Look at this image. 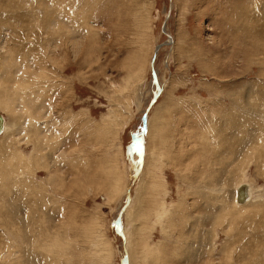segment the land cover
<instances>
[{"label":"rangeland","instance_id":"rangeland-1","mask_svg":"<svg viewBox=\"0 0 264 264\" xmlns=\"http://www.w3.org/2000/svg\"><path fill=\"white\" fill-rule=\"evenodd\" d=\"M0 114V264H264V0H0Z\"/></svg>","mask_w":264,"mask_h":264},{"label":"water","instance_id":"water-1","mask_svg":"<svg viewBox=\"0 0 264 264\" xmlns=\"http://www.w3.org/2000/svg\"><path fill=\"white\" fill-rule=\"evenodd\" d=\"M164 29V24L162 25V30ZM159 92V89H157V93ZM2 122H3V116L2 114H0V133L2 132ZM134 142H133V146L135 147V150L138 154V162H141V153L139 150V143H140V137L138 135H135L134 137ZM127 195H129V187L127 188ZM246 198V192H245V188L241 187L239 188V190L237 191V200L239 201H244V199ZM121 213L117 216V219L115 221V226L116 229L118 230L119 234H122L120 229H119V224H118V220L120 219ZM121 264H127V254L124 251L123 257L121 259Z\"/></svg>","mask_w":264,"mask_h":264},{"label":"bare ground","instance_id":"bare-ground-1","mask_svg":"<svg viewBox=\"0 0 264 264\" xmlns=\"http://www.w3.org/2000/svg\"><path fill=\"white\" fill-rule=\"evenodd\" d=\"M3 116V122H2V132L0 133V136L4 135L5 132L8 131V127L6 124V118L4 115ZM34 129V128H33ZM49 153V152H48ZM244 187L245 188V192H246V198L244 199V201H239L237 200V191L239 190V188ZM236 191V204L239 206H243L245 205L248 201L251 200L252 198V187L249 184H241ZM254 192V191H253ZM132 210V209H131ZM130 211V210H129ZM127 213V212H126ZM129 215V214H128ZM131 215V214H130ZM198 227V226H197ZM130 234V233H129ZM128 258V257H127Z\"/></svg>","mask_w":264,"mask_h":264}]
</instances>
